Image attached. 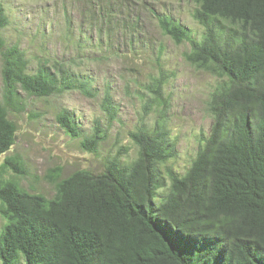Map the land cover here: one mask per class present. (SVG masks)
Instances as JSON below:
<instances>
[{
    "label": "trees",
    "instance_id": "obj_1",
    "mask_svg": "<svg viewBox=\"0 0 264 264\" xmlns=\"http://www.w3.org/2000/svg\"><path fill=\"white\" fill-rule=\"evenodd\" d=\"M152 14L175 43H189V63L219 79L207 106L211 130L190 166L183 174L167 166L177 148L164 93L169 75L161 68L146 86L143 120L129 133L138 150L130 163L120 151L100 171L63 177L60 166L50 168L44 178L55 192L48 197L21 185L33 176L21 157L3 158L0 264H264V0H198L201 39L173 16ZM8 23L0 0V27ZM0 52V157L16 144L15 117L27 111L28 98L96 96L65 62L42 60L31 73L20 45L0 36ZM155 106L154 121L144 122ZM101 107L115 121L109 91ZM56 120L88 153L108 137L100 120L87 133L68 109Z\"/></svg>",
    "mask_w": 264,
    "mask_h": 264
},
{
    "label": "rangeland",
    "instance_id": "obj_2",
    "mask_svg": "<svg viewBox=\"0 0 264 264\" xmlns=\"http://www.w3.org/2000/svg\"><path fill=\"white\" fill-rule=\"evenodd\" d=\"M2 2L9 23L0 27V36L7 46L18 44L24 49L29 72H36L42 60L65 62L76 74L91 81L96 94L88 97L79 91H68L47 98H28L27 111L15 117L19 125L16 144L0 157V165L8 155L23 159L33 175L21 179L24 188L51 197L54 186L44 178L50 168L60 166L63 177L79 169L100 171L105 158L120 151L124 162L133 161L138 150L129 133L143 120L144 105L151 97L146 86L161 68L169 75L164 93L169 102L168 127L177 148L176 157L167 166L179 174L187 170L199 149L200 137L210 133L213 117L207 106L219 79L187 61L189 43L177 44L162 32L152 10L173 16L201 39L204 28L194 18L198 0ZM107 91L117 109L113 122L101 107ZM2 95L0 52V100ZM155 107L144 122L154 121ZM63 109L70 110L87 133L100 120L108 137L98 153L84 151L79 140L59 126L56 115ZM166 191L163 188L160 193ZM5 222L0 214V231Z\"/></svg>",
    "mask_w": 264,
    "mask_h": 264
}]
</instances>
